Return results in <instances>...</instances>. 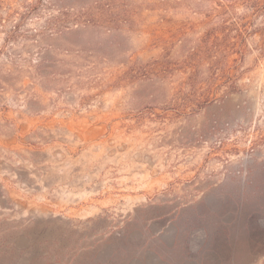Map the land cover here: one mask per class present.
<instances>
[{
    "label": "rangeland",
    "instance_id": "rangeland-1",
    "mask_svg": "<svg viewBox=\"0 0 264 264\" xmlns=\"http://www.w3.org/2000/svg\"><path fill=\"white\" fill-rule=\"evenodd\" d=\"M57 4L0 0V264H168L119 235L264 159V0Z\"/></svg>",
    "mask_w": 264,
    "mask_h": 264
},
{
    "label": "trees",
    "instance_id": "trees-1",
    "mask_svg": "<svg viewBox=\"0 0 264 264\" xmlns=\"http://www.w3.org/2000/svg\"><path fill=\"white\" fill-rule=\"evenodd\" d=\"M54 1L59 4L45 22L67 18L69 25L52 33L71 30L73 25L117 29L126 20L113 12L114 0H24L38 12ZM127 5L128 1L124 4L130 12L124 16L128 17L131 11ZM185 88L195 91L194 86ZM140 224L132 227L129 235L122 232L118 239L127 245H142L145 263L150 256L168 264H252L264 256V159L256 167H248L246 176L237 183L231 184L228 178L176 211L159 213L151 208ZM168 230L173 235L169 243L163 238ZM168 249L174 250V255Z\"/></svg>",
    "mask_w": 264,
    "mask_h": 264
}]
</instances>
